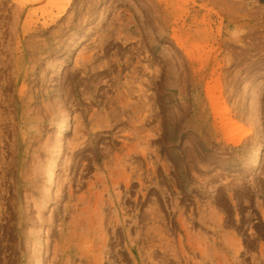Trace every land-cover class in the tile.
Here are the masks:
<instances>
[{
  "label": "rangeland",
  "instance_id": "1",
  "mask_svg": "<svg viewBox=\"0 0 264 264\" xmlns=\"http://www.w3.org/2000/svg\"><path fill=\"white\" fill-rule=\"evenodd\" d=\"M24 1L0 0V264H33L38 240L45 264H264V87L250 106L221 73L226 45L258 55L259 0H152L165 38L175 28L194 51L187 72L142 22L145 0H71L58 20L53 0ZM230 1L256 21H228ZM225 108L235 143L217 130ZM21 176L38 178L34 198Z\"/></svg>",
  "mask_w": 264,
  "mask_h": 264
},
{
  "label": "bare ground",
  "instance_id": "2",
  "mask_svg": "<svg viewBox=\"0 0 264 264\" xmlns=\"http://www.w3.org/2000/svg\"><path fill=\"white\" fill-rule=\"evenodd\" d=\"M24 0H22V2H23ZM32 1H38V0H32ZM49 1V0H48ZM51 1V0H50ZM241 1V0H240ZM239 1V2H240ZM24 2H26V1H24ZM51 2H53V6H55V8L57 9V14H53V12L52 11H48V12H45L44 13V15L46 14V15H48V16H51L50 18H52V16L53 15H55V20H58V19H61V17L63 16V15H65V14H67V9H68V7H69V5H70V3L69 2H71V0H53V1H51ZM88 2H90V0L88 1ZM96 2L97 3H99L98 5H100L101 6V8L100 9H104V7H103V5L105 4V0H96ZM231 2V5H233V6H231V7H229L230 8V17L228 18V21H230V22H234V21H238L239 20V17H238V13L240 14V12L243 14H245V17H247V19L249 20V21H256L255 20V15H256V13H257V11H256V13H255V11H250V10H248V9H244L243 8V6H241L240 5V3L239 2H237V1H230ZM92 3V2H91ZM145 4H148V5H150V7L149 8H147L146 6H145ZM230 5V4H229ZM138 8H139V10H140V16L143 18L142 19V22L147 26V27H149L150 29H153V30H155V31H157V36H156V38H157V42H161V41H167L169 44H170V46H171V42H173V41H176V48L175 47H173V49H170V50H172L171 51V54H173V56H175L176 58L178 57V63H179V68L182 70V71H184V72H187L186 70H187V68H189V67H191V68H193L192 67V65H191V63L193 62V59H194V51L192 50V49H188V48H186V46H185V43L182 41V38H181V36L179 35V33H178V30H176L175 28H173L172 29V34H171V36L168 38V39H166L165 37V34H164V31H165V26H164V24L166 25L167 24V22H166V19L162 16V11L160 10L161 8L159 7V6H157L155 3H154V1H152V0H145V2L143 3V2H139L138 3ZM93 7H95V6H93V5H91V7H90V9H92ZM52 8V7H51ZM248 12H247V11ZM88 13H89V11H88ZM259 53H258V51H257V56H256V58H254V53H251L250 51H249V49H247V48H245V47H242V46H236V45H226V49L229 51V53H231V55H233V57H235V58H233L234 59V61H228L227 63H223V65H221V68H222V72L221 73H223V77H224V79H225V81H226V91H227V93H228V95L229 96H232V97H237V98H244V101H245V99L247 100V101H250L249 102V105L250 106H253V101H254V103H255V98H257V97H255V96H257L256 94H257V92H256V90L259 88V95H260V89L262 88V87H264V1H262V0H259ZM257 13V14H258ZM235 14H237L236 16H235ZM243 14V15H244ZM47 16V17H48ZM84 16V15H83ZM240 16V15H239ZM242 16V15H241ZM54 17V16H53ZM67 17H68V19L69 20H71V21H73V20H76V21H78L77 23H80V15L77 13V11L74 9L73 11H72V13L70 14V16H69V14L67 15ZM234 17V18H233ZM44 20H46V19H44ZM83 20V19H82ZM222 20V19H221ZM242 20V19H241ZM65 22H69L68 20H66ZM64 22V23H65ZM220 24L222 23V22H219ZM246 23H248V22H246ZM82 24V23H81ZM64 25V24H63ZM65 25H66V23H65ZM64 25V26H65ZM68 26V24L66 25V27ZM240 26V25H239ZM243 26H245V27H247L248 25H244L243 24ZM59 27H61L62 28V26H60L59 25ZM76 27H78V26H76ZM220 27V26H219ZM218 27V30H220V28ZM60 28V29H61ZM64 28V27H63ZM236 28V27H235ZM85 29V28H84ZM237 30H240L239 29V27L237 28ZM242 31H243V29H241ZM251 30H253V29H251ZM85 31V30H84ZM234 31H236V30H234ZM251 32V31H250ZM257 32V31H256ZM234 33V32H233ZM253 33V32H252ZM255 33V32H254ZM253 33V34H254ZM237 34H239V32L237 33ZM243 34V33H242ZM63 35V34H62ZM71 35H72V33H71ZM74 35V34H73ZM230 35V34H229ZM235 35V34H234ZM248 35V34H247ZM76 36V35H75ZM233 36V35H232ZM237 36V35H236ZM252 36V35H251ZM256 36V35H255ZM258 36V35H257ZM238 37H240V36H238ZM249 37V36H248ZM253 37V36H252ZM32 38V37H31ZM76 38H78V37H76ZM246 37H245V35L243 34L242 35V39H239V41L238 42H245V39ZM255 38V37H254ZM258 38V37H257ZM66 39V38H65ZM233 39V38H232ZM235 39H237V38H235ZM252 40H253V38H251ZM256 39V38H255ZM45 42V41H44ZM60 42V44H63L64 43V41H63V38L62 39H59V41H58V43ZM74 42H76V40H74L73 39V37H71V36H68V38L66 39V43H67V45L68 46H70L71 48L73 47V44H74ZM65 43V44H66ZM30 44V43H29ZM245 44V43H244ZM239 49V50H238ZM237 51H238V53H237ZM234 52H236V55L234 56ZM233 53V54H232ZM238 54V55H237ZM200 56V55H199ZM184 57L188 60V62L189 63H187V65H188V67H187V65H186V63H185V61H184ZM252 57V58H251ZM254 58V59H253ZM31 59V58H30ZM200 59H201V57H200ZM227 59H228V56H227ZM249 59H251V61L250 62H248L249 61ZM33 60V59H32ZM230 60V59H229ZM201 61V60H200ZM258 62L259 61V71L258 70H256L255 69V65L251 68V65L253 64V62ZM257 65V64H256ZM218 66V65H217ZM207 86H209V87H207ZM207 86H205L206 87V90H208L207 91V93H212L210 96H212L213 95V92H210L211 91V89L209 90V88H212V90H213V86L211 85H208L207 84ZM221 86V85H220ZM219 85H217L216 87H217V89H218V87H220ZM142 89V88H141ZM141 91V90H140ZM214 91V90H213ZM219 91H222V89L221 88H219ZM256 93V94H255ZM220 94H221V92L219 93V96H217V98H216V96H214L215 98H213V96L209 99L210 100V103H211V101H212V103H211V106L214 108L215 106V104L214 103H216V105H217V103H219V101L218 102H213V100L215 101H217V99H218V97L220 98V97H222V96H220ZM219 100V99H218ZM244 101H242V104H244V106H245V103H244ZM218 106V105H217ZM256 107V106H255ZM215 109V108H214ZM225 110V112H224V116H223V114H222V116L221 115H217V116H219L220 117V122H219V126H217L218 128H217V130L219 131V132H221V134L224 136V137H227V139H228V141H230V142H232V143H235L234 141H235V139H236V136H237V134L239 133V131L240 130H242V127L243 126H241V125H236L235 124V120L233 121V119L230 117V112H229V110L227 109V108H225L224 109ZM214 111V110H213ZM218 111H220L219 113L221 114L222 112H221V110H218ZM223 111V110H222ZM217 112V111H216ZM61 116V118H60V122H59V124H58V128H56L57 129V135H56V138H54L55 139V142H58V143H60V142H62L61 141V136H62V134L64 133V132H66V130L68 129V121H69V117H68V114H67V112L65 111V110H62L61 111V114H60ZM222 118V119H221ZM218 124V123H217ZM227 131H229L228 133H227ZM55 135H54V137H55ZM61 144V143H60ZM59 144V145H60ZM56 146H58V145H56ZM61 147V146H60ZM56 148V147H55ZM54 148V149H55ZM59 149V148H58ZM223 149V148H222ZM56 150V149H55ZM214 150V149H213ZM217 150V149H216ZM56 151H58V150H56ZM56 153H58V152H55V154ZM218 156V155H217ZM225 156V155H224ZM55 157V156H54ZM57 157V156H56ZM219 157V156H218ZM59 158V157H58ZM54 159V158H53ZM221 160H225V159H223V158H217L216 156H213V162H216L218 165H223V164H220V161ZM54 162L55 161H53L52 162V164H48V166H46V169H45V171H46V178H44V179H46L45 181H46V183L48 184V187L47 186H42L43 187V189L41 190L40 189V187H39V185H38V178L36 179V177L34 178V179H29V181H24V179L22 178V176L18 179L19 180V182L20 183H22V185L23 186H25V191L28 193V194H31V196H32V194H35L36 193V191L35 190H37L38 188L40 189V192L42 193V194H44L43 196H49L50 195V193H48V190L50 189V187H51V185L52 184H54L55 182H54V180H56V177H55V168H54ZM222 162V161H221ZM219 169V168H218ZM201 172V171H200ZM38 176V175H37ZM124 177V176H123ZM28 178V177H27ZM43 178V177H42ZM43 179V180H44ZM27 180V179H26ZM31 180V181H30ZM75 181V180H74ZM54 182V183H53ZM42 183H43V181H42ZM45 183V182H44ZM128 183V182H127ZM82 184V181L78 178V179H76V181H75V185H76V187H80V185ZM46 185V184H45ZM73 185V184H72ZM18 186V185H17ZM20 187H21V184H20ZM45 187H47V188H45ZM18 191H19V189H18ZM24 191V192H25ZM35 191V192H34ZM57 191H59L58 193H60L59 194V196L61 197H63V198H67L68 200H72L73 199V191H74V189H72L71 188V186L69 185V187H68V190L66 191V190H64V187L63 186H60L59 187V189L57 190ZM33 192V193H32ZM38 192H39V190H38ZM17 194V193H16ZM25 194V193H24ZM18 195V194H17ZM20 195V194H19ZM27 195V194H26ZM26 195H25V200H24V202H25V207H27L28 206V201H27V197H26ZM96 195H97V193H96ZM30 196V197H31ZM34 196V195H33ZM32 196V197H33ZM24 197V196H23ZM34 198V197H33ZM38 199V198H37ZM29 200V199H28ZM34 200V199H33ZM49 200V199H48ZM101 199H99V201H100ZM44 201V200H43ZM32 202V201H31ZM33 202H35V201H33ZM37 202V201H36ZM95 203V202H94ZM37 205V204H36ZM44 206V205H43ZM75 206H77V204L75 205ZM24 207V208H25ZM29 207V206H28ZM89 208V207H88ZM14 209V208H13ZM30 209V208H29ZM84 210H87L86 208H83ZM95 209V208H94ZM96 211H98L97 209H96ZM95 211V212H96ZM99 211H100V208H99ZM98 211V212H99ZM65 212H66V209H65ZM83 213H88L87 211L85 212H83ZM80 214H82V213H80ZM102 216V214L100 213H98V215H97V217L98 216ZM76 216H79V215H76ZM87 219H88V217H86ZM90 219V218H89ZM98 219H100V217H98ZM26 220V219H25ZM97 222H100L99 220H97ZM34 223V222H33ZM97 224V223H96ZM91 225V224H90ZM99 226V225H98ZM85 228V227H84ZM87 228H90V227H86L85 228V230L87 229ZM102 228V227H101ZM104 228V227H103ZM102 228V229H103ZM8 229V228H7ZM79 230L81 231V228H79ZM37 231V230H36ZM90 232V231H89ZM89 233H87V235H88ZM86 235V236H87ZM40 238V237H39ZM27 242V241H26ZM29 242V241H28ZM35 245H37V252H35V254H34V259H33V264H45V262H44V258H43V255L41 254V252H40V249H41V242H40V240H38V242H37V244H35ZM34 245V246H35ZM42 251V250H41ZM34 252V251H33Z\"/></svg>",
  "mask_w": 264,
  "mask_h": 264
}]
</instances>
